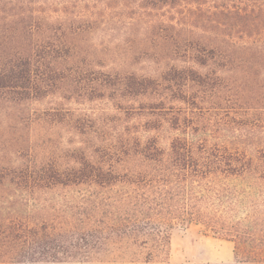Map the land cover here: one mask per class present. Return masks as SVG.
<instances>
[{
  "label": "trees",
  "instance_id": "16d2710c",
  "mask_svg": "<svg viewBox=\"0 0 264 264\" xmlns=\"http://www.w3.org/2000/svg\"><path fill=\"white\" fill-rule=\"evenodd\" d=\"M39 1L0 7V264H171L178 223L232 244L233 259L206 264H264V150L202 130L188 115L207 110L204 96L187 92L212 96L224 73L264 72V0H177L185 26L169 37L160 27L151 53L192 64L140 74L80 67L76 35L88 25ZM147 38L132 41L138 52ZM72 95L109 107L36 105ZM165 127L180 134L160 136Z\"/></svg>",
  "mask_w": 264,
  "mask_h": 264
},
{
  "label": "rangeland",
  "instance_id": "374dc122",
  "mask_svg": "<svg viewBox=\"0 0 264 264\" xmlns=\"http://www.w3.org/2000/svg\"><path fill=\"white\" fill-rule=\"evenodd\" d=\"M146 1L150 0H48L44 3L39 1L40 6L37 8L51 13L53 17L58 16L60 20H66L68 24L88 25L86 29L84 28L85 30L76 35L79 47L82 48L80 54L84 60L80 67L84 69L132 71L140 74L164 71L172 66L191 65L192 63L184 61L185 58L182 59L179 54L171 53L167 49H161L159 53L152 54L153 49L149 42L155 31L161 28L163 29L160 31L161 34L169 37V34H175V31L171 30L172 26L177 29L185 26L181 23L184 20L180 14V10L184 9L177 5L176 0L170 5H162L159 10H152L149 7L151 5H147ZM242 1L247 2V0ZM0 7L5 12H17L24 7V4L13 0L11 4L5 1L0 4ZM103 10L108 14L102 13ZM50 20L55 21V19ZM152 24L155 25L151 33ZM194 30L196 33L199 31L197 28ZM144 36H148L142 44L144 52H138L137 45L135 46L132 41ZM95 58L99 59L100 65H90V59ZM194 67L200 69L195 65ZM223 77L228 85H224L222 89L218 88L211 93L212 96L208 97L205 96L206 91L200 92L204 87L189 84L187 88L189 95H203L204 99L198 107L202 106L207 110L193 109L189 105L194 111L189 112L188 118L198 122L201 129L207 133L215 132L229 139L242 136L253 151L264 150V72L255 78L243 72L224 73ZM257 94L259 98L256 101ZM72 97L68 100L61 97L51 100L42 99L36 105L45 107L49 102L55 101L80 109L91 108L98 114L104 110L105 106L109 107V101L104 98L84 101L81 95H72ZM139 102L138 99L132 101L134 106H141ZM172 103L176 106L179 104L186 106V103L176 101L174 98ZM159 134L167 138L180 134V131L165 127ZM168 235V261L171 264H206L234 258L232 244L214 239L210 234L204 235L200 225L174 224L168 228Z\"/></svg>",
  "mask_w": 264,
  "mask_h": 264
}]
</instances>
